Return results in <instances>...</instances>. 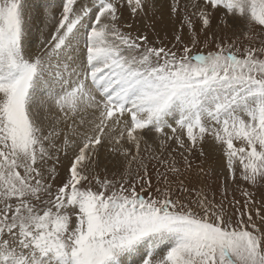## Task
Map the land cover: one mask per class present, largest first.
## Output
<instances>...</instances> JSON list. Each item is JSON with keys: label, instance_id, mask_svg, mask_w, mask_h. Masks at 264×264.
<instances>
[{"label": "snow or ice", "instance_id": "6c2138e0", "mask_svg": "<svg viewBox=\"0 0 264 264\" xmlns=\"http://www.w3.org/2000/svg\"><path fill=\"white\" fill-rule=\"evenodd\" d=\"M164 8L170 38L122 23ZM249 187L264 0H0V264H264Z\"/></svg>", "mask_w": 264, "mask_h": 264}, {"label": "rangeland", "instance_id": "374dc122", "mask_svg": "<svg viewBox=\"0 0 264 264\" xmlns=\"http://www.w3.org/2000/svg\"><path fill=\"white\" fill-rule=\"evenodd\" d=\"M122 23H131L132 28L131 31L135 34L137 30L140 32H147L150 36L155 37L157 33L161 37L167 35L169 38L171 37L172 31L175 26V22L169 19L167 14V9L164 8L161 12H156L155 14L149 13L147 17H138L135 21L132 18L128 17L127 13L125 14L124 20ZM32 49L36 50V45L38 44V34L33 29L32 31ZM204 156L200 157L199 152L195 153L191 159L193 160L194 167L196 165L202 166L207 173L210 175L204 177V182L211 186L213 191H217L219 189L220 180L222 179V173H224V156L222 150L212 142L211 139L206 140L202 145ZM223 159V160H222ZM105 163H108V167L110 171H114L112 163H109L104 160V153H101V166ZM151 167V165H150ZM63 173V169L61 170ZM219 177V179H218ZM238 184H242L244 187H248L246 184H243L241 181H237ZM235 188V185H233ZM249 191H253L255 193V198L257 201H261L262 197H264V188L252 189L249 187ZM234 194L237 199H241L239 191H235L234 193H230V195ZM217 198H219V193L217 191Z\"/></svg>", "mask_w": 264, "mask_h": 264}, {"label": "bare ground", "instance_id": "6f19581e", "mask_svg": "<svg viewBox=\"0 0 264 264\" xmlns=\"http://www.w3.org/2000/svg\"><path fill=\"white\" fill-rule=\"evenodd\" d=\"M223 160V159H222Z\"/></svg>", "mask_w": 264, "mask_h": 264}]
</instances>
